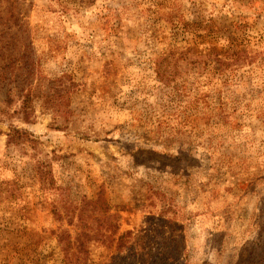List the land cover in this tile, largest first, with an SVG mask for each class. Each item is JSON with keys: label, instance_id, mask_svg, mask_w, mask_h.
Wrapping results in <instances>:
<instances>
[{"label": "rangeland", "instance_id": "1", "mask_svg": "<svg viewBox=\"0 0 264 264\" xmlns=\"http://www.w3.org/2000/svg\"><path fill=\"white\" fill-rule=\"evenodd\" d=\"M61 232L70 264H264V0H0V264H65Z\"/></svg>", "mask_w": 264, "mask_h": 264}, {"label": "trees", "instance_id": "2", "mask_svg": "<svg viewBox=\"0 0 264 264\" xmlns=\"http://www.w3.org/2000/svg\"><path fill=\"white\" fill-rule=\"evenodd\" d=\"M91 206H98V205H103L105 208V205L107 207V202L102 200V195L99 194V196H97V198L93 199L90 202ZM101 210H103L101 208ZM113 215V214H112ZM111 226H115L114 223L111 224ZM64 235V237L62 236ZM57 238H59V242L61 244V249L63 251V260L65 262V264H70L71 263V255L72 253V246H73V241L70 240V236L69 234L65 233V232H61L58 234ZM103 241L105 239H102ZM84 264H87L86 262Z\"/></svg>", "mask_w": 264, "mask_h": 264}]
</instances>
